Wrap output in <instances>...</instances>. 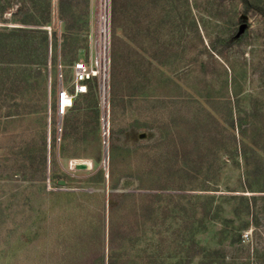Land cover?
<instances>
[{
	"label": "rangeland",
	"instance_id": "rangeland-1",
	"mask_svg": "<svg viewBox=\"0 0 264 264\" xmlns=\"http://www.w3.org/2000/svg\"><path fill=\"white\" fill-rule=\"evenodd\" d=\"M20 1L0 0V264H264V0H51L45 25Z\"/></svg>",
	"mask_w": 264,
	"mask_h": 264
},
{
	"label": "built area",
	"instance_id": "built-area-1",
	"mask_svg": "<svg viewBox=\"0 0 264 264\" xmlns=\"http://www.w3.org/2000/svg\"><path fill=\"white\" fill-rule=\"evenodd\" d=\"M107 37H108V27H107V12L105 10L103 29H102V48L100 56L103 60L104 66L106 62L107 55ZM59 78H61V66L59 65ZM73 75H74V88L75 91L79 94H84L87 92V88L85 82L90 78L94 77L96 73L91 69L87 68L82 63H75L73 66ZM72 99L69 92L65 89V87L61 84L58 93H57V101H56V113L58 116H63L67 110L71 107L67 105V100Z\"/></svg>",
	"mask_w": 264,
	"mask_h": 264
},
{
	"label": "trees",
	"instance_id": "trees-1",
	"mask_svg": "<svg viewBox=\"0 0 264 264\" xmlns=\"http://www.w3.org/2000/svg\"><path fill=\"white\" fill-rule=\"evenodd\" d=\"M51 0H22L19 2V7L17 8L18 13H22L24 18L21 19V23L23 24H32L28 19L31 16H38L41 18L40 21L36 22L37 25H45L49 23V15H50V4ZM70 0H58V6L60 10L62 9L63 4L67 3ZM128 1V11H132L134 0ZM41 4V6L39 5ZM131 13V12H130ZM15 14V13H14ZM24 31V30H23ZM41 33L43 31H40ZM46 43V39H45Z\"/></svg>",
	"mask_w": 264,
	"mask_h": 264
},
{
	"label": "water",
	"instance_id": "water-1",
	"mask_svg": "<svg viewBox=\"0 0 264 264\" xmlns=\"http://www.w3.org/2000/svg\"><path fill=\"white\" fill-rule=\"evenodd\" d=\"M106 62H107V60H106ZM106 62H105V66H104V79H103V81H104V83H103V88H104V97H105V104H106V87H105V79H106ZM105 118H106V114L104 113V115L102 116V122H103V128L105 129ZM140 137H142V135H140ZM103 156H104V161H106V159H107V149H106V147H104V154H103ZM79 168H81V169H84V168H86V166L84 165V164H78L77 165ZM60 184H63V182L62 181H60Z\"/></svg>",
	"mask_w": 264,
	"mask_h": 264
},
{
	"label": "bare ground",
	"instance_id": "bare-ground-1",
	"mask_svg": "<svg viewBox=\"0 0 264 264\" xmlns=\"http://www.w3.org/2000/svg\"><path fill=\"white\" fill-rule=\"evenodd\" d=\"M101 94H102V101H103V104L105 105V97H104V88H103V85L101 86ZM67 105L70 106L71 105V100H67Z\"/></svg>",
	"mask_w": 264,
	"mask_h": 264
}]
</instances>
